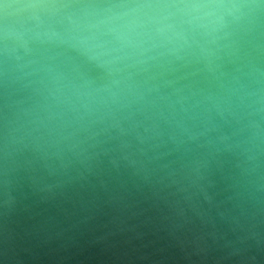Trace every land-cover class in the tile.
<instances>
[{
	"label": "water",
	"instance_id": "obj_1",
	"mask_svg": "<svg viewBox=\"0 0 264 264\" xmlns=\"http://www.w3.org/2000/svg\"><path fill=\"white\" fill-rule=\"evenodd\" d=\"M0 264H264V0H0Z\"/></svg>",
	"mask_w": 264,
	"mask_h": 264
}]
</instances>
